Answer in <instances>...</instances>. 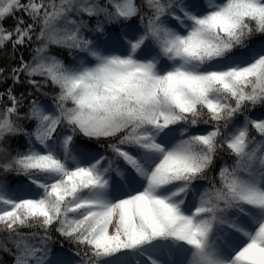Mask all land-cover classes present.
<instances>
[{
  "label": "snow or ice",
  "instance_id": "1",
  "mask_svg": "<svg viewBox=\"0 0 264 264\" xmlns=\"http://www.w3.org/2000/svg\"><path fill=\"white\" fill-rule=\"evenodd\" d=\"M9 45L32 56L0 67V254L264 264V114H247L264 106V0H0Z\"/></svg>",
  "mask_w": 264,
  "mask_h": 264
},
{
  "label": "trees",
  "instance_id": "2",
  "mask_svg": "<svg viewBox=\"0 0 264 264\" xmlns=\"http://www.w3.org/2000/svg\"><path fill=\"white\" fill-rule=\"evenodd\" d=\"M204 2V0H202ZM94 23V22H93ZM130 23L132 24H137L138 21L137 20H133ZM14 24V20H8L6 22V26L7 27H11ZM91 35V34H90ZM97 39H102L101 37H96ZM262 39V37L259 36H255L252 38L251 41H249L250 44H254L256 43L258 40ZM55 51V49H53ZM21 54L23 55L24 60L26 61H30L31 60V49L30 48H20L16 54H15V59H12V51H11V46L9 45L8 48L4 51H0V67L5 68L6 70L10 69L13 66H16L20 63V56ZM63 59L65 60L66 63H70V57L68 56L67 52L65 51L63 53ZM21 79L23 80L24 77H21ZM36 79H40L39 77H36ZM8 87H12V81L9 79L6 83L4 84H0V92L6 91V89ZM31 86L26 84V83H22L19 85H16L14 87V92L16 93L17 96H19L21 93L25 94V96H27V93L29 91H31ZM34 98L39 99V101L42 100H50V97H44V96H40L39 94H36ZM25 103H27V100L25 101ZM251 118H257L259 116H261L262 114H264V106H260L257 105L255 108H250V110L247 113ZM238 119H242V117H239ZM201 128H210V125H200ZM87 143L93 145L94 147H96V149L98 151L101 152H106L105 148L100 147L95 141H88ZM13 146L14 147H18L19 150L23 151L25 150V141L23 137L17 138V140L13 141ZM106 154H108L109 156H111L112 154L110 152H107ZM225 159L228 160L229 163H231V158L225 156ZM219 166V164H218ZM215 174V173H214ZM23 183L26 182V177L24 176H16V175H11L8 178V184L9 187H15V185L17 183ZM197 183L202 184L204 186H208V182L207 181H198ZM22 232H34V233H41L42 234V230L38 227H34V228H23L21 229ZM52 235L55 237L56 243L53 246L54 251H63L64 253L68 254V255H72L76 248L73 244H71L69 241L64 240L62 237H60L57 233L53 232ZM7 236V233H2L0 232V240L5 239ZM61 245L63 246L61 248ZM0 257H2V259L5 261V264H12V258L6 254H0Z\"/></svg>",
  "mask_w": 264,
  "mask_h": 264
},
{
  "label": "rangeland",
  "instance_id": "3",
  "mask_svg": "<svg viewBox=\"0 0 264 264\" xmlns=\"http://www.w3.org/2000/svg\"><path fill=\"white\" fill-rule=\"evenodd\" d=\"M218 2H219V0H218ZM66 63V62H65ZM71 63V62H70ZM66 64H68V63H66ZM42 104H46V105H51V102H49V101H47V100H42V101H40Z\"/></svg>",
  "mask_w": 264,
  "mask_h": 264
}]
</instances>
